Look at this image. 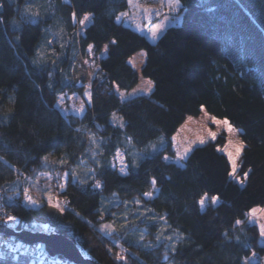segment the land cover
<instances>
[{"label":"trees","instance_id":"1","mask_svg":"<svg viewBox=\"0 0 264 264\" xmlns=\"http://www.w3.org/2000/svg\"><path fill=\"white\" fill-rule=\"evenodd\" d=\"M180 1L182 24L154 44L116 19L129 0H0V188L21 193L38 174L57 173L66 224L44 201L9 209L99 264H264L260 229L247 219L264 207V0ZM85 15L93 20L80 37L74 20ZM89 45L108 48L90 104L75 80ZM143 50L155 90L123 101L117 88L139 84L130 61ZM62 95L85 104L83 116L65 115ZM204 111L242 130L244 185L218 149L225 136L196 147L184 166L164 159L188 117ZM119 152L126 174L115 167Z\"/></svg>","mask_w":264,"mask_h":264},{"label":"rangeland","instance_id":"2","mask_svg":"<svg viewBox=\"0 0 264 264\" xmlns=\"http://www.w3.org/2000/svg\"><path fill=\"white\" fill-rule=\"evenodd\" d=\"M69 1V0H65ZM174 0H131L129 2V9L124 12L127 15L121 16L119 22L123 23L124 25L133 28L134 30L140 32L144 36L148 38L151 43H157L159 39L166 33V31L173 26H179L183 22L184 15L182 13V2L178 7H174ZM88 19L85 21L83 25H81L77 20H74L76 24V28L78 31V36L82 37L89 27L93 20L92 15H87ZM159 26L157 37L153 39L151 36V29L156 28ZM108 48L106 47L104 51L100 54H97L93 47L91 51H87V56H80L75 66V80L76 83L79 85L86 86V92L90 93L91 95H85L87 102L90 104L92 102V79L94 78L98 68H99V60L102 57H105L107 54ZM148 58V53L146 51H140L137 53L132 59L131 64L134 68L140 73V81L139 84L131 91L120 90L117 88V92L119 96L122 98L123 101L130 100L140 96H150L155 90V83L146 78L143 73V68L145 67L146 61ZM151 81V91H145L149 85L148 82ZM123 94V96L121 95ZM77 97L74 95H62L59 98L57 106L61 109V111L65 114H74L78 116H83L86 110L85 104L78 103ZM81 107L83 110L80 111ZM112 122L117 124L118 119L120 118L118 114L113 115ZM214 116L210 115L206 111L202 113L200 117H188L187 121L181 126L178 132L175 135V139H173L172 147L166 151L164 154V159L168 162H175L179 166L185 165V160L190 155V153L198 146L205 145L209 142L217 141L219 137L225 136L227 138L226 143L223 145H219L218 149L225 153L231 164H232V171H233V161L236 163V173L232 175V178L240 183L241 185L245 184V176H241L239 174L240 167H241V157L245 148V145L242 141L241 129L235 128L227 119H220L216 118L217 121H225L227 120L229 124L232 126L235 131L229 132L227 130L228 125L224 123H214L213 118ZM210 132L216 133L215 139H212L209 135ZM200 138L205 139V143H199ZM243 143L244 147L242 148L240 154L236 155V147ZM190 151L187 155L184 156L183 159H180L177 155V152L183 154L185 148H189ZM232 154L231 158L229 154ZM115 167L120 170L121 173L126 174L127 172V164L126 158L123 152H119L117 158L115 160ZM121 168L124 171H121ZM57 173H41L38 174L37 177L31 182V184L26 188L28 194L32 197V201L35 203L29 202L24 192L21 193H13L12 198L14 200L21 199L23 203L30 207H38L40 202H47L49 205V213L53 219L57 220L61 224L64 223L63 220V209L65 207V200L59 196V192L63 187H58L56 182ZM236 177H239L237 179ZM242 181V182H241ZM64 182V181H63ZM64 184V183H63ZM62 185V184H61ZM49 195L51 196V200H49ZM58 205V206H57ZM205 205V203H204ZM203 205V206H204ZM254 209V208H253ZM255 209H264L262 206H257ZM247 219L250 223L255 224L259 227L264 225V213L257 212L256 215H252L250 212L247 216ZM2 225V224H1ZM6 228H10L8 226L2 225ZM261 230V229H260ZM27 231L35 232V233H44V234H54L55 229L49 230L47 229L42 230H31L28 229ZM260 244L264 245V236L260 237ZM252 262H256L257 258L252 256L250 258Z\"/></svg>","mask_w":264,"mask_h":264},{"label":"built area","instance_id":"3","mask_svg":"<svg viewBox=\"0 0 264 264\" xmlns=\"http://www.w3.org/2000/svg\"><path fill=\"white\" fill-rule=\"evenodd\" d=\"M14 201L12 195L0 188V224L8 226L17 232L27 231L29 226L22 223L9 209L8 204ZM9 216L14 219L8 220ZM49 230H53V227L49 226ZM5 256L13 258L25 257L36 264H73L63 258H51L39 244H29L16 238L0 236V257Z\"/></svg>","mask_w":264,"mask_h":264},{"label":"water","instance_id":"4","mask_svg":"<svg viewBox=\"0 0 264 264\" xmlns=\"http://www.w3.org/2000/svg\"><path fill=\"white\" fill-rule=\"evenodd\" d=\"M0 236L16 238L29 244H40L42 249L53 259L63 258L73 264H99L94 259L87 257L78 244L64 234L17 232L0 224Z\"/></svg>","mask_w":264,"mask_h":264},{"label":"snow or ice","instance_id":"5","mask_svg":"<svg viewBox=\"0 0 264 264\" xmlns=\"http://www.w3.org/2000/svg\"><path fill=\"white\" fill-rule=\"evenodd\" d=\"M129 2L131 3V0H129ZM179 4H180V0H174V4H173L174 7H178ZM74 15H75V14H74ZM125 15H127V14H126V13H121V16H125ZM120 18H121L120 16H117V17H116L117 20H120ZM87 19H88V16L85 15V16L83 17V19H81V20L79 21V23H80L81 25H83ZM158 29H159V26H157L156 28H152V29H151V36L153 37V39H155V38L157 37ZM113 43H115V41H113ZM91 48H92V46L89 45V51H91ZM148 85H149V87H148L145 91L150 92V91H151V81L148 82ZM85 95L90 96L91 94L88 93V92H86ZM121 95L123 96V94H121ZM82 110H83V107H81L80 111H82ZM114 115H115V114H114ZM212 119H213V122H214V123H224V124L228 125L227 130H228L229 132H233V131H235V129L232 128V126L229 124V122H228L227 120H225V121H217V120L215 119V117H213ZM209 135H210V137H211L212 139H215V137H216V133H214V132H210ZM173 139H175V138H173ZM199 143H201V144L205 143V139H204V138H200ZM243 147H244V145H243L242 142L236 147V155H237V156L240 154V152H241V150H242ZM153 148H155V146H153ZM189 151H190V147H189V148H185L183 154L179 153V151H178V152H177V155H178V157H179L180 159H183L184 156L187 155V153H188ZM229 156H230V158H231L232 154L230 153ZM165 159H167V157H165ZM236 167H237V166H236V163H235V161H233V171H232V175H235V173H236ZM121 171L123 172L124 169L121 168ZM65 175H67V173H65ZM244 175H245V177H247L248 173H245ZM236 178L239 179V177H236ZM241 182H242V181H241ZM153 183H155V181H153ZM61 187H63V185H61ZM96 187H99V184H97ZM24 195H25L26 199H27L29 202L35 203V201H32V197L28 194L27 189L24 190ZM145 195H149V196H150L151 193H145ZM49 200H51V196H50V195H49ZM216 200H217V197H212V198H211L212 203H215ZM204 203H205V200H204V198H202V199L200 200V204H201V206H203ZM57 206H58V205H57ZM258 211L264 213V209H255V208L251 210V213H252V215H256V213H257ZM13 219H14V218L11 217V216L8 217V220H13ZM239 223H240V221H237V224H239ZM104 227L106 228V227H108V226L105 225ZM260 229H261V230H260V234H261V236H264V225H261V226H260Z\"/></svg>","mask_w":264,"mask_h":264},{"label":"crops","instance_id":"6","mask_svg":"<svg viewBox=\"0 0 264 264\" xmlns=\"http://www.w3.org/2000/svg\"><path fill=\"white\" fill-rule=\"evenodd\" d=\"M123 174V173H122ZM50 212V211H49ZM49 215H50V213H49ZM51 216V215H50ZM52 217V216H51ZM57 221V220H56Z\"/></svg>","mask_w":264,"mask_h":264},{"label":"bare ground","instance_id":"7","mask_svg":"<svg viewBox=\"0 0 264 264\" xmlns=\"http://www.w3.org/2000/svg\"><path fill=\"white\" fill-rule=\"evenodd\" d=\"M40 245V244H39Z\"/></svg>","mask_w":264,"mask_h":264}]
</instances>
